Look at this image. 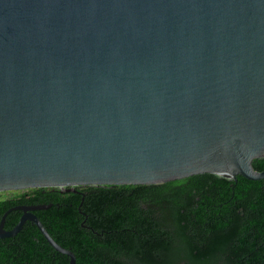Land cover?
Instances as JSON below:
<instances>
[{"label":"water","instance_id":"1","mask_svg":"<svg viewBox=\"0 0 264 264\" xmlns=\"http://www.w3.org/2000/svg\"><path fill=\"white\" fill-rule=\"evenodd\" d=\"M259 157L264 0H0V190L260 179ZM52 205L0 238L31 220L76 264Z\"/></svg>","mask_w":264,"mask_h":264},{"label":"trees","instance_id":"2","mask_svg":"<svg viewBox=\"0 0 264 264\" xmlns=\"http://www.w3.org/2000/svg\"><path fill=\"white\" fill-rule=\"evenodd\" d=\"M264 170V157L254 158ZM28 188L0 199V220L17 204L36 209L76 264H264V178L203 172L160 183ZM22 211L11 210L13 228ZM27 220L0 238V264H68Z\"/></svg>","mask_w":264,"mask_h":264},{"label":"rangeland","instance_id":"3","mask_svg":"<svg viewBox=\"0 0 264 264\" xmlns=\"http://www.w3.org/2000/svg\"><path fill=\"white\" fill-rule=\"evenodd\" d=\"M24 189H20V190H0V199L11 196L14 193H17L19 191H22Z\"/></svg>","mask_w":264,"mask_h":264}]
</instances>
